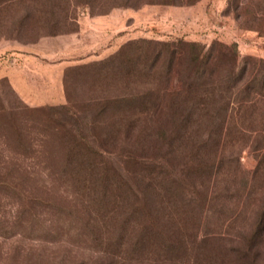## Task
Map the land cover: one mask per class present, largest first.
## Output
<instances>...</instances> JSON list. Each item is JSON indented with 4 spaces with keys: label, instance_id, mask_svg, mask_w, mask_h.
Instances as JSON below:
<instances>
[{
    "label": "rangeland",
    "instance_id": "1",
    "mask_svg": "<svg viewBox=\"0 0 264 264\" xmlns=\"http://www.w3.org/2000/svg\"><path fill=\"white\" fill-rule=\"evenodd\" d=\"M263 9L262 0H0V264H264V219L254 216L264 184L253 177L263 127L229 135L230 177L215 181L213 167L188 193L183 130L168 107L183 82V42L204 53L233 46L238 66L264 67V27L250 18ZM149 92L145 113L124 114ZM86 151L95 172L126 180L137 197L143 164L201 205L165 216L155 204L149 219L118 230L110 216L96 231L66 161Z\"/></svg>",
    "mask_w": 264,
    "mask_h": 264
},
{
    "label": "trees",
    "instance_id": "2",
    "mask_svg": "<svg viewBox=\"0 0 264 264\" xmlns=\"http://www.w3.org/2000/svg\"><path fill=\"white\" fill-rule=\"evenodd\" d=\"M258 13L253 12L250 18L264 27V9ZM170 56L172 59L177 58L175 62H178L179 52L171 51ZM256 62L247 61L238 66V54L233 46L214 43L209 51L204 53L199 44L183 42V82L179 92L169 94L168 107L172 114L175 111V115L179 117L181 124L178 126L183 130V140L181 144H176V147L183 149V187H187L188 193L189 188L197 186L201 174L207 175L213 167L219 170L214 174L215 181L219 180L220 176V181L225 180V175L230 177L228 173L232 170L231 160L225 159L224 154L225 146L229 142L226 138L229 135L233 137V134L241 132L245 124L254 127L261 125L263 128L257 130L264 133V67L258 68ZM150 95V92L141 96L139 94L140 106L135 110H125L124 114L145 113V105L149 102ZM204 125L215 128L216 131L212 135H201L200 127ZM262 138L264 137H261V140ZM207 143L210 146H207ZM262 143L264 144V141ZM211 146L214 147V156H205L207 148L211 149ZM205 149L206 152H203ZM72 157L66 161L71 170L73 187L85 191L84 205L91 215H95L87 216L91 218L89 221L92 220L91 224H87L92 225L96 231L99 229L98 223H103V226L106 224L105 220L111 222L110 216L113 217L112 226L118 230L115 226L117 223H121L122 229L124 223L134 216L149 219L154 216L152 208L155 204L160 205L161 213L165 216L187 215L193 206L201 205L197 198L192 196L185 200L180 191H175L177 181L164 176L163 168L150 169L146 165H140L139 174L134 178V183L139 185L140 198L134 189L128 186L126 180L117 181L106 170L95 172L98 168L89 161L90 154L87 151ZM256 170L258 174L261 172L258 178L260 183L264 184V152L257 161L253 177H256ZM243 191L246 196L252 193L250 188H244ZM227 199L226 193L217 198L219 213L227 206ZM235 211L233 216L240 213L239 209ZM254 216H262L264 219V201L257 206ZM139 239L135 246L145 245V241ZM108 245H112L111 242L108 241Z\"/></svg>",
    "mask_w": 264,
    "mask_h": 264
}]
</instances>
